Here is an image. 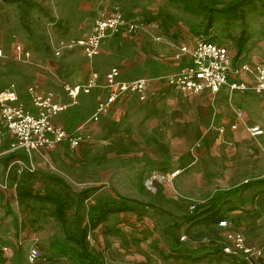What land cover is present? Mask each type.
I'll use <instances>...</instances> for the list:
<instances>
[{"label": "rangeland", "instance_id": "1", "mask_svg": "<svg viewBox=\"0 0 264 264\" xmlns=\"http://www.w3.org/2000/svg\"><path fill=\"white\" fill-rule=\"evenodd\" d=\"M116 7L144 30L110 35L97 57L87 59L73 41ZM243 11V21L216 22L204 33L200 16L169 0H0V87L32 83L64 96L66 85H83L91 71L112 66L152 81L179 64L180 45L201 38L226 46L234 62L264 64V0H250ZM239 37L243 54L235 61ZM17 44L28 58L16 56ZM169 92L125 107L129 129H117L116 119L90 122L93 96L80 94L58 122L69 131L86 125L90 138L77 148L64 143L25 153L11 147L0 123L3 264H89L69 239L76 226L89 229L85 243L98 264H240L221 249L227 232H240L248 245L264 249V185L250 184L211 203L218 191L264 177V134L245 128L257 122L256 111L264 113V103L251 92L230 93L214 105L203 95ZM235 121L239 128L231 135L218 130ZM19 171L28 173L21 187L63 199L62 222L50 202L18 195ZM172 172L179 173L167 188L161 177ZM90 188L97 190L75 221L78 192ZM121 202L135 208L110 213L90 228L104 204ZM31 246L41 255L34 262Z\"/></svg>", "mask_w": 264, "mask_h": 264}, {"label": "built area", "instance_id": "2", "mask_svg": "<svg viewBox=\"0 0 264 264\" xmlns=\"http://www.w3.org/2000/svg\"><path fill=\"white\" fill-rule=\"evenodd\" d=\"M137 24L125 18L123 10L113 8L94 19L91 31L73 41V46L79 48L87 59L94 58L100 51L104 38L121 33H132ZM181 52H188L191 62L164 75L155 76L152 81L163 83L169 89H177L185 93H210L209 101L223 87L232 91H251L264 98V64L251 66L246 62H234L228 49L207 39L196 40L194 46L180 47ZM2 51L0 50V55ZM16 56L28 58L30 53L20 44L15 46ZM242 73H252L250 80L244 79ZM151 79L138 77L123 79L120 70L113 66L103 75L91 71L83 85H66L64 96L52 90H41L36 85L26 87L24 95L20 96L14 85L0 89V119L3 127L12 137L11 147L25 153H31L43 148H51L65 143L70 148H77L90 138L86 125L80 124L69 131L53 123V118L66 112L78 103L80 94H89L93 89L99 92L95 95L94 109L89 117L92 123H99L108 113L110 107L124 96H133L144 101L150 91ZM231 128H236L232 125ZM252 135H259L262 130L258 126L249 127ZM224 129H220L223 132ZM178 172H172L169 177H161L167 188L173 187L172 179ZM153 178H159L153 176ZM219 227H227L226 219L219 220ZM227 244L222 251L230 255L240 264H264V249L248 245L240 232L224 233ZM41 257L37 247H30L28 259L31 262ZM1 264V263H0Z\"/></svg>", "mask_w": 264, "mask_h": 264}, {"label": "trees", "instance_id": "3", "mask_svg": "<svg viewBox=\"0 0 264 264\" xmlns=\"http://www.w3.org/2000/svg\"><path fill=\"white\" fill-rule=\"evenodd\" d=\"M3 1H12V0H3ZM171 3L178 4L182 10L191 15L200 16L204 21L203 32L208 33L211 26L216 22H230V21H243L244 20V11L243 8L246 6L250 0H232L226 4L219 5L211 0H169ZM204 39V38H201ZM243 40L241 37L238 38L237 47H236V55L235 61L243 54L242 47ZM11 157L14 154L10 155ZM28 173L27 172H18L16 173V178L18 179V183L20 184V188L18 189V195L25 198H35L38 200L48 201L54 205L53 216L59 220L63 221L66 213V204L63 199L53 192H47L44 194L36 193L28 188L21 187L22 183L27 180ZM253 184H258L260 186L264 185V177H260L255 179L254 181H247L245 183H241L233 188L218 191L214 197L211 199L212 202L219 201L221 199H226L231 195L237 194L242 188ZM97 188L85 189L78 192V202L75 209V221H77L79 212L82 208L83 201L90 197V195L95 192ZM135 206L121 202L118 204H104L99 211V214L95 217L94 223L90 225V228L95 226L96 222L103 221L107 217L108 214L114 212H121L134 209ZM89 229L84 228L79 232V229L76 226V230L72 235H70L69 239L74 242L80 248V256L82 259L87 260L89 264H98V260L93 257L87 250V246L85 240L88 236Z\"/></svg>", "mask_w": 264, "mask_h": 264}, {"label": "crops", "instance_id": "4", "mask_svg": "<svg viewBox=\"0 0 264 264\" xmlns=\"http://www.w3.org/2000/svg\"><path fill=\"white\" fill-rule=\"evenodd\" d=\"M211 1H213V2H215L216 4H219V5H223V4H226V3H228V2H230V1H232V0H211ZM109 12V11H108ZM124 12V11H123ZM107 13V12H106ZM125 14V13H124ZM97 17V16H96ZM95 17V18H96ZM94 18V19H95ZM126 18V17H125ZM94 19L92 20V26H93V22H94ZM142 30H144L143 29V27H138L133 33H135V32H139V31H142ZM132 34V33H131ZM117 35H122V36H127V35H130V34H128V33H121V34H117ZM82 37V36H81ZM109 37V36H108ZM107 38V37H106ZM106 38H104V40L106 39ZM104 40L102 41V44H101V47H102V45H103V42H104ZM196 42V41H195ZM195 42H194V44H195ZM194 44L191 46V45H189V46H187V45H180L179 47H178V55H177V58H178V65L172 70V71H174V70H176L177 68H179V67H182V66H187V65H189L190 64V62H191V59H190V55H189V53L188 52H181L180 51V47H182V46H187L189 49H191L193 46H194ZM26 49V48H25ZM100 50H101V48H100ZM98 55V54H97ZM97 55L95 56V57H97ZM94 57V58H95ZM94 58H92V59H94ZM241 61V60H240ZM237 62H239V61H237ZM242 62H246V61H244V60H242ZM246 63H249L251 66H253V65H256V64H258V63H256V64H251L250 62H246ZM113 67V66H112ZM115 67H117V66H115ZM111 68V67H110ZM119 70H120V73H121V76H122V78L123 79H134V78H138V77H147V76H144V75H138V76H133V77H128L127 75H126V73L124 72V70H122L121 68H119V67H117ZM106 71H108V69L106 70ZM106 71H104V72H99L101 75H103ZM241 76L244 78V79H248V80H250L251 78H252V76H253V74L252 73H242L241 74ZM88 78V77H87ZM147 78H149V77H147ZM150 79V78H149ZM32 84V83H31ZM28 85H30V84H28ZM28 85H14L15 86V88L17 89V91L19 92V94H20V96L22 95H24V93H25V90H26V87L28 86ZM34 85H36L39 89H41V90H44V91H46V90H52V91H54L53 89H51V88H44V87H42V86H40V85H37V84H34ZM9 86V85H8ZM8 86H3V87H0V89L1 88H5V87H8ZM149 89H150V91H149V93H148V97L146 98V100H144V101H139V100H137L135 97H133V96H124L123 98H121V99H119V100H117L115 103H113L112 105H111V107H110V110L108 111V113L106 114V115H104L102 118H101V120H100V122L99 123H101L102 121H104L105 119H107V118H110L111 120L112 119H116V120H120V124L118 125V128L117 129H129L128 127H127V120H131V119H129V118H127L128 116H126V115H124V109H125V107H129L130 105H132L135 101H137V102H139V103H146V102H148L149 101V99H150V97L152 96V95H156V94H160V93H162L163 95H165L167 92H171V91H174V90H177V89H169V88H167L163 83H161V82H157V81H151V83H150V87H149ZM163 91V92H162ZM179 91V90H178ZM55 92V91H54ZM99 92V90L98 89H93L92 90V92L91 93H89L90 95H92L93 96V109H94V103H95V99H94V97H95V95L97 94ZM169 92V93H170ZM246 92H251V91H237V90H235V91H232V90H230V89H228L227 87H223L218 93H216L212 98H213V100L212 101H209V96H210V93H208L207 91L206 92H201V93H197V94H195V95H203L204 97H205V101H206V103L208 104V105H214L215 103H217L218 101H221V100H223L224 98H226V97H228L229 96V94L230 93H246ZM252 94H254L253 92H251ZM190 94H193V93H190ZM256 97H258L263 103H264V98L262 97V96H259V95H256V94H254ZM172 97V96H171ZM72 107H70L66 112H64V113H62V114H59L58 116H56V117H54L53 118V123L54 124H56V125H59V126H62V127H64V128H66L64 125H62V124H59L58 122L60 121V118L59 117H62V116H65L68 112H69V110L71 109ZM93 109H92V112H93ZM91 112V113H92ZM256 112H258L257 114H256V116H258V118L256 117V120H257V122L255 123V124H247V123H245V128L246 129H248L249 127H253V126H258L261 130H262V133L261 134H259V135H255V136H261V135H263L264 134V113L262 112V111H256ZM132 119H135V118H137V116L136 115H133V117H131ZM159 119V117L156 119V118H154V121H156V120H158ZM0 123H1V126L3 127V124H2V122H1V119H0ZM232 125H235L236 126V128H231L232 127ZM78 126V125H77ZM76 126V127H77ZM75 127V128H76ZM75 128H73V129H75ZM239 128V123H237L236 121L235 122H231V123H226V124H224V125H221L220 127H218V130L220 131V129H224V131L223 132H221L222 134H224V135H231V133L233 132V131H235L236 129H238ZM3 129L5 130V132L9 135V137L11 138V140H12V137H11V135L7 132V130L3 127ZM67 129V128H66ZM226 135V136H227ZM252 135V134H251ZM62 144H64V143H62ZM59 145V144H58ZM44 149V148H43ZM39 150H41V149H39ZM20 172V171H19ZM2 195H1V193H0V198H2L1 197ZM31 247H35V246H31ZM2 250H3V252H7L8 251V249H7V247L6 246H3L2 248H1ZM29 249H30V247H29ZM29 251V250H28ZM3 259H2V257L0 256V263L1 264H3Z\"/></svg>", "mask_w": 264, "mask_h": 264}, {"label": "bare ground", "instance_id": "5", "mask_svg": "<svg viewBox=\"0 0 264 264\" xmlns=\"http://www.w3.org/2000/svg\"><path fill=\"white\" fill-rule=\"evenodd\" d=\"M179 173V172H178Z\"/></svg>", "mask_w": 264, "mask_h": 264}]
</instances>
